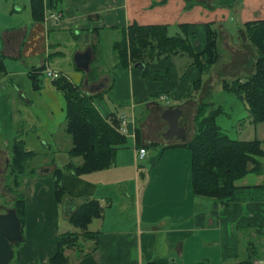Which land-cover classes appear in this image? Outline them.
Wrapping results in <instances>:
<instances>
[{
  "label": "crops",
  "instance_id": "1",
  "mask_svg": "<svg viewBox=\"0 0 264 264\" xmlns=\"http://www.w3.org/2000/svg\"><path fill=\"white\" fill-rule=\"evenodd\" d=\"M43 3V20L35 21L32 0H0V22L8 20L0 26V56L8 69L0 85L6 89L9 80L12 87L16 86L13 94L7 95V102H0L1 113L13 122L21 121L13 131L20 133L21 137L16 138L24 140L36 156L61 147L69 153L73 143L65 125L64 92L57 87L56 79L41 77L49 67L61 72L82 92L93 95L94 104L104 117L115 116L119 122L122 115L127 117L128 132L123 135L133 138L136 161L129 178L105 171L109 167L83 174L66 171V193L58 202L54 171L62 166L45 155L44 164L37 167L34 175L26 176L19 187L27 206L23 222L25 242L17 248L19 264H49L61 233L57 235L55 230L52 253L46 252L43 235L35 236L36 233L45 230L47 224L59 227L60 218L73 224L71 216L88 199L98 200L102 213L88 225L93 235H80L78 245L66 248L68 264H191V245L194 264H238L239 243L233 222L246 216L245 205H238L240 199L258 195V200L246 202L249 222L264 227V154L260 156L261 170L235 181L237 187L229 203L197 195L191 184L192 153L182 172L181 159L172 156L188 147L181 144L185 142L181 139L164 136L169 122L162 113L167 107L188 106L192 107L193 118L199 105L209 102L221 108L217 117L221 126V117H230L239 100L248 115L237 118L231 127L241 133L251 128L237 139L256 138L264 151V121L254 123L245 102L222 89L224 80L253 74L257 55H264V0H62L57 7L52 6L51 0ZM24 11L28 17L23 20L20 15ZM49 11H62L63 16L57 20ZM131 24L165 25L169 35L185 37L192 52L152 53L139 61L142 66L132 61L124 65L114 43L124 37ZM208 25L217 35L219 58L202 72V64L194 62L193 53L205 51ZM89 49V69H83L77 65L75 55ZM9 61H16L18 70L9 69ZM20 74L27 76L26 83L17 81ZM227 98L237 101L228 105L224 103ZM150 119L156 122L152 130L146 125ZM28 131H33V135H27ZM193 134L189 132L186 141ZM9 141L4 139L5 144L0 145V165L5 160L11 163ZM150 146H161L171 153L164 159V173H158L157 178H153L152 171L146 174L139 168L142 164L138 163V149L146 147L145 159ZM155 160L149 156L148 161ZM253 174V182L246 179L239 184ZM124 180L132 181L133 188L123 189ZM262 231L257 229L252 235L258 237ZM207 244L212 245L211 249L207 255L201 254L197 245ZM250 245L245 252L251 259L257 253L256 246ZM261 258L262 255L259 261Z\"/></svg>",
  "mask_w": 264,
  "mask_h": 264
},
{
  "label": "trees",
  "instance_id": "2",
  "mask_svg": "<svg viewBox=\"0 0 264 264\" xmlns=\"http://www.w3.org/2000/svg\"><path fill=\"white\" fill-rule=\"evenodd\" d=\"M51 3L53 7H57L62 0H51ZM31 7L34 20H43V0H32ZM166 27L131 24L124 37L114 43L122 64L144 61L152 53L161 55L190 51L191 46L187 39L181 35H169ZM193 55L194 62L202 64V72L207 71L208 66L218 60L217 35L210 25H208L205 51ZM7 72V64L0 56V76L7 75ZM56 85L64 92L66 99L67 124L65 125L73 143L69 153L72 157L81 156L84 161L81 165L70 161L54 171L56 198L60 202L66 193L63 181V174L66 171L82 174L112 166L118 147L126 144L127 137L116 129L119 124L118 118L104 117L99 112L94 104L93 95L82 92L65 77L56 79ZM222 89L237 95L245 102L254 123L264 121V55H257L256 70L253 74L246 78L224 80ZM220 111L221 108H215L212 103L202 102L195 116V133L190 140L181 144L187 146L192 153L190 173L193 192L197 195L215 197L222 203H229L237 187L235 181L251 171L262 169L260 156L264 151L261 148V141L256 138L240 140L229 137L217 121ZM11 152L9 174L14 180L17 197L14 207L21 217L20 220L24 222L27 206L19 187L26 176L36 173V168L28 170L27 163L37 153L28 149L25 141L19 138L12 141ZM101 213L102 207L98 200L88 199L82 203L71 216L72 223L81 232L61 233L57 238V251L49 259V264H68L66 248L78 245L80 235L84 237L93 235L88 230V225ZM252 263V259L239 262V264Z\"/></svg>",
  "mask_w": 264,
  "mask_h": 264
},
{
  "label": "rangeland",
  "instance_id": "3",
  "mask_svg": "<svg viewBox=\"0 0 264 264\" xmlns=\"http://www.w3.org/2000/svg\"><path fill=\"white\" fill-rule=\"evenodd\" d=\"M21 19H27L28 17V12L24 11L22 12V14L20 15ZM2 22H0V26L4 25L8 22V20L5 19H1ZM18 64L16 63V61H9L8 64V68L12 69V70H18ZM47 69H51L49 67H47L43 73H41V77H44L47 74ZM5 75H1L0 76V80L2 79V77ZM27 80V76L25 75H17V81L22 83H26ZM6 82L8 83V87L6 89L3 88L2 85H0V102L2 101V103H6L7 100V95L14 92V88L16 87H12V83L9 80H6ZM228 97V96H227ZM234 98H227L226 101H224V103L227 102V104H231L232 101H237ZM237 104L235 105V111L232 112L231 116L229 117H221L220 119V124L223 127V130H225V132L227 133V135L231 138H239L241 136V138H243V136L247 133H249L251 128H248V131H243V133L234 130L233 127H231V124L237 119V118H242V116H247L248 115V111L244 108V106H242L243 104L238 100L236 102ZM143 110H138V112H142ZM198 111H196L197 114ZM4 114V112H2ZM1 113L0 111V124H1V134H0V145L5 144L3 141L4 139L10 140V144L12 142V140L14 138L17 137H21L20 133L18 135H16V131H13V127H15V130L18 129L17 125L21 124V121L18 122H13V120L11 118H7L4 117V115ZM195 114V116H196ZM9 115V114H8ZM195 116H193V120H191V129L189 132H194L195 133ZM154 119H150V121L146 124L149 129H153L156 125V122H154ZM161 121V119H160ZM245 122V121H244ZM163 123H166L165 120H163ZM262 126H260L259 129V135H262ZM169 128V127H167ZM168 130V129H167ZM33 131H28L27 135H33ZM156 134H158V132L156 131ZM25 135V133H24ZM70 137V136H69ZM255 139V138H254ZM65 144V143H64ZM62 144V145H64ZM61 147V146H60ZM135 143L133 141V138H130L129 136H127V142L125 145L118 147L117 149V154L114 160V163L112 166H110L107 170L105 171H109V173H119L124 175V177L129 178L128 176H130V174L132 173V171L134 170V166H135ZM185 153H188L185 154ZM190 150L188 148H186L185 150H183V153H176L175 155L173 154L172 157H178L179 159H181L182 165H180V169L182 172H184L186 170V160L190 159ZM45 155L49 156L50 159L54 158V160L57 161V163L59 164V166H64V164L66 162H70V161H74L77 165H81L84 163L83 158L81 156L79 157H72L70 155V153H68V150L61 147L59 149L51 150L50 153H41L38 156L34 157L33 159L29 160L27 163V168L28 170H30L31 168H36L43 165L44 164V160L43 158L45 157ZM155 157L156 160L154 162L152 161H148L149 160V156ZM187 155V157H186ZM168 156H171L170 150L169 149H165L163 150L161 146H157L156 148L154 146H150L148 149V154L146 156L145 159H139L138 163L140 162V165L142 164V166H139L140 168V172H145L146 174H149L150 171H152L153 178H157V176L159 175L158 173H164L165 167H166V162L164 161L165 158H167ZM186 157V159H185ZM138 165V164H137ZM153 169V170H152ZM184 169V170H183ZM84 172V171H83ZM264 173V172H263ZM83 174V173H82ZM254 175L253 177L248 176L245 177L244 179L240 180V183H243L246 179L249 180V182H253L254 179ZM3 176L0 175V179L2 180ZM10 178V179H9ZM8 178V182L11 184V187H15L13 181H12V176L9 175ZM0 180V181H1ZM125 181V180H124ZM2 182V181H1ZM124 188L123 189H132L133 188V182L130 180H126L123 184ZM1 188V187H0ZM14 191V188H12ZM1 191L4 190V187L2 189H0ZM14 193V192H13ZM16 194V192L14 193ZM14 194L11 195V197L14 198ZM258 195H254L252 196L253 199H246V200H242L240 199V201H238V205L239 206H243L245 205V211H244V215H246L242 220L237 219V221H234L233 224L236 225V233H237V239H238V247L237 250L239 251V261H243V260H248L250 259L249 254H247L245 252V248H248L249 246L255 245V249H256V255L251 256L252 259V264H264V250L262 249V242L264 245V227L262 225H258L255 223V225L251 224L250 221V212L249 209H247V201L250 200H258V198L256 197ZM261 197H263L262 195H260ZM10 198V197H9ZM264 198V197H263ZM261 200V199H259ZM10 203H12V200L10 201ZM241 211H239L238 213L240 214ZM262 216H264V212L261 213ZM241 222V223H240ZM59 227H53L52 225L50 226L49 224H47V227L45 228V230L42 229L40 230V232H37L35 236H37L38 234L43 235V240H45V246L48 253H52L53 252V247H54V234H55V230H58V234L60 233H65L67 231L70 230H79L77 229L73 224H70L69 222H67L66 220L60 218V222H59ZM230 225V223H229ZM41 226V225H40ZM253 227V228H251ZM257 229H263L262 233L258 236V237H254L252 235V233L254 231H257ZM42 231V233H41ZM25 232H26V228H25ZM211 237H213V235L211 234ZM202 238V237H200ZM36 239V238H35ZM200 240V239H199ZM262 241V242H261ZM25 240L22 241V245L24 244ZM44 242V241H43ZM251 242V243H249ZM21 245V246H22ZM199 248V251L201 252V254H208V251L211 249L212 245L211 244H207V245H203V246H199L197 245ZM262 255V260L259 261V257ZM189 258V263L191 262V264L195 263V254H194V250H193V246H190V255L188 256ZM257 258V259H256ZM10 264H19V259H18V251L17 248H15V256L12 260V262ZM239 264V262H238Z\"/></svg>",
  "mask_w": 264,
  "mask_h": 264
},
{
  "label": "water",
  "instance_id": "4",
  "mask_svg": "<svg viewBox=\"0 0 264 264\" xmlns=\"http://www.w3.org/2000/svg\"><path fill=\"white\" fill-rule=\"evenodd\" d=\"M91 57L92 51L89 49L77 53L75 60L79 67L89 69ZM142 65V62L137 63V66ZM162 116L169 122V128L164 133L167 139L178 138L186 141L189 138L190 122L193 120L192 107H167ZM19 219L20 217L13 207L7 214L0 215V264H7L14 253L13 244L24 240L22 222Z\"/></svg>",
  "mask_w": 264,
  "mask_h": 264
},
{
  "label": "flooded vegetation",
  "instance_id": "5",
  "mask_svg": "<svg viewBox=\"0 0 264 264\" xmlns=\"http://www.w3.org/2000/svg\"><path fill=\"white\" fill-rule=\"evenodd\" d=\"M9 169H10V162L5 160L3 162V164L0 165V175L3 176L2 180L0 179L2 181V182L0 181V187H1L0 189H2L4 187L3 191L0 190V215L7 214L9 212V210L12 209V207L15 208L14 202L17 198V197H15V199H14L13 197H11V195L13 194V191H12L11 184L8 182V178L10 175ZM11 200H12V203H10ZM18 216L20 217L19 214H18ZM20 219H21V217H20ZM21 222H22V220H21ZM22 233H24L23 222H22ZM21 243L22 242H16L13 244L14 253H13L12 258L9 260V262L7 264H10L12 262V260L15 256V248H18Z\"/></svg>",
  "mask_w": 264,
  "mask_h": 264
},
{
  "label": "built area",
  "instance_id": "6",
  "mask_svg": "<svg viewBox=\"0 0 264 264\" xmlns=\"http://www.w3.org/2000/svg\"><path fill=\"white\" fill-rule=\"evenodd\" d=\"M49 15L57 20L61 19L63 16L62 11H49ZM47 74L53 79H58L63 76V74L59 71L53 70V69H47ZM161 98H167L166 95H161ZM120 125L117 126V131H119L122 134H125L128 132V119L126 116L122 115L120 119ZM147 153L146 147H141L138 149V157L142 159Z\"/></svg>",
  "mask_w": 264,
  "mask_h": 264
}]
</instances>
